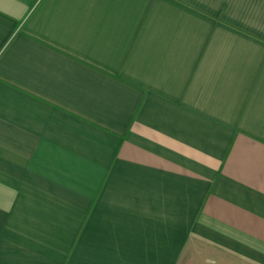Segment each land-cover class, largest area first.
Wrapping results in <instances>:
<instances>
[{
  "label": "crops",
  "instance_id": "1",
  "mask_svg": "<svg viewBox=\"0 0 264 264\" xmlns=\"http://www.w3.org/2000/svg\"><path fill=\"white\" fill-rule=\"evenodd\" d=\"M0 264H264V0H0Z\"/></svg>",
  "mask_w": 264,
  "mask_h": 264
}]
</instances>
